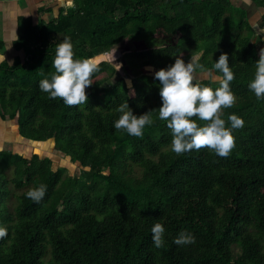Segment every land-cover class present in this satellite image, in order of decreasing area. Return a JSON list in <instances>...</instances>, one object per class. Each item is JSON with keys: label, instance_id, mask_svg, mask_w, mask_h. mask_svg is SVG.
I'll return each mask as SVG.
<instances>
[{"label": "trees", "instance_id": "1", "mask_svg": "<svg viewBox=\"0 0 264 264\" xmlns=\"http://www.w3.org/2000/svg\"><path fill=\"white\" fill-rule=\"evenodd\" d=\"M250 1L263 12L264 28V0ZM163 3L169 4L157 11ZM59 34L88 38V49L74 55L99 67L86 89L88 103L66 106L39 88L55 71ZM166 37L174 41L165 44ZM124 40L145 44L124 54L139 70L201 53L196 63L212 71L228 55L236 102L221 118L230 128L228 116L237 115L244 126L232 129L235 147L227 158L208 149L175 154L156 112L142 137L114 129L116 109L126 101L136 116L162 106L160 82L143 72L131 87L119 79L101 100L94 79L114 76L104 54ZM260 47L264 39L247 9L231 0H75L56 20L27 25L16 47L26 57L0 62V118H17L25 143L53 141L81 171L72 176L54 169L49 157L0 151V227L8 232L0 239V264H264V99L249 89ZM40 184L47 192L36 203L26 193ZM157 222L165 229L161 248L152 239ZM181 232L195 243L175 244Z\"/></svg>", "mask_w": 264, "mask_h": 264}, {"label": "clouds", "instance_id": "2", "mask_svg": "<svg viewBox=\"0 0 264 264\" xmlns=\"http://www.w3.org/2000/svg\"><path fill=\"white\" fill-rule=\"evenodd\" d=\"M116 51V48H115ZM112 53V60L114 53ZM5 59V56H4ZM118 66V65H116ZM55 71L50 79L39 82L41 91L48 94L49 99H61L66 106H79L88 103L86 89L92 86L91 77L99 67L93 58L74 59L73 45L70 38L55 46V56L52 61ZM200 69L204 79L218 83L213 90L202 86L195 75ZM254 79L249 83V89L254 92L258 100L264 99V48L259 51V60L255 64ZM119 70V66H118ZM220 73L216 75L215 73ZM154 78L161 84L159 95L162 106L142 115L136 116L129 108L127 101L116 111L120 113L114 122L117 132L124 131L133 137H142L146 126L153 124V113H158V119L165 121L171 131V151L177 155L192 151L208 149L221 158H227L235 147L232 129L244 126V120L237 115L228 116L231 127L221 118L222 110L235 105L236 96L230 88L235 75L229 66L227 54H221L213 64V70H205L203 65L192 59L187 64L180 57L175 59L174 65L155 72ZM199 121L205 122L203 126ZM47 192V186L40 184L26 193L27 198L40 203ZM153 244L156 248L164 246V226L155 223L151 228ZM8 235L7 229L0 227V239ZM177 245L195 243V237L186 232L178 234L173 241Z\"/></svg>", "mask_w": 264, "mask_h": 264}, {"label": "rangeland", "instance_id": "3", "mask_svg": "<svg viewBox=\"0 0 264 264\" xmlns=\"http://www.w3.org/2000/svg\"><path fill=\"white\" fill-rule=\"evenodd\" d=\"M231 1H233L236 5L243 6L244 8L247 9L249 18L256 27L257 34L260 35L262 39H264V28L261 26L260 23L261 15L263 12L260 10V8L250 0H231ZM167 4L169 3H163L161 6L156 8V10L157 11L163 10V8L167 6ZM65 37L70 38L68 35L59 34L57 36L59 43H61ZM70 41L73 45L74 55L84 53L88 49L87 37H81L74 40L70 38ZM173 41H174L173 37H166L162 40V42L165 44H170ZM136 47L143 48L145 47V44L140 41L124 40L120 45L116 47V51L114 49L115 53L113 60H112V53L114 52L113 50L111 52L104 54V60L110 63V65H112L113 67H115L116 73L114 74V76L109 77L108 73L104 72L100 74L96 79H94V83L96 84V87H99L101 89V100L103 102L109 99L110 95L112 94L113 86L119 79H123L124 84L126 86L131 87L134 83V80L137 79L140 74H142L141 72L154 75L155 72L158 71L153 68L139 70L137 68L131 67L129 64L125 62L124 54ZM201 55H202L201 53L195 55L192 58V60L196 63L197 60L201 57ZM188 62H190V60L187 61V63ZM116 65L119 66V70H118V66ZM195 75L197 76V79L201 82V84H204V82L202 81L210 80V79H204L203 73L198 72L197 70ZM9 121L11 122L8 123L6 127V125L4 126L3 120H1L0 118V151L12 150L15 153H18L22 155L24 158H28V159H30L33 156H39L42 158L49 157L53 162L54 169L65 167L67 169V172L72 176L80 174L81 169L79 165L73 163L69 157L58 151L55 148L53 141L50 140L40 144L25 143L22 140V137H19L17 135V130H16L18 126L17 118Z\"/></svg>", "mask_w": 264, "mask_h": 264}, {"label": "crops", "instance_id": "4", "mask_svg": "<svg viewBox=\"0 0 264 264\" xmlns=\"http://www.w3.org/2000/svg\"><path fill=\"white\" fill-rule=\"evenodd\" d=\"M74 1L0 0V62L4 60L11 62V58L20 53L25 58L24 50L16 47L27 25L56 20L60 15V10L73 7ZM10 122L3 120L6 127Z\"/></svg>", "mask_w": 264, "mask_h": 264}]
</instances>
